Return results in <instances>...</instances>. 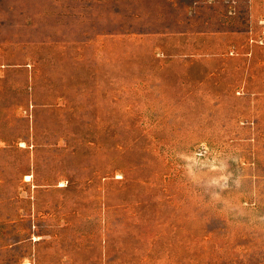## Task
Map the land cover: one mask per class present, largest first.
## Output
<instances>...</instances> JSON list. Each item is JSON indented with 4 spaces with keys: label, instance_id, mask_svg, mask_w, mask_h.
I'll list each match as a JSON object with an SVG mask.
<instances>
[{
    "label": "rangeland",
    "instance_id": "obj_1",
    "mask_svg": "<svg viewBox=\"0 0 264 264\" xmlns=\"http://www.w3.org/2000/svg\"><path fill=\"white\" fill-rule=\"evenodd\" d=\"M0 264H264V0H0Z\"/></svg>",
    "mask_w": 264,
    "mask_h": 264
}]
</instances>
